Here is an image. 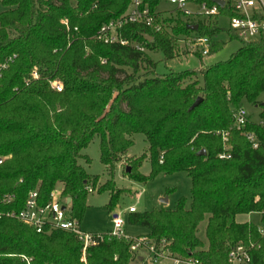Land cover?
<instances>
[{"label":"trees","instance_id":"obj_1","mask_svg":"<svg viewBox=\"0 0 264 264\" xmlns=\"http://www.w3.org/2000/svg\"><path fill=\"white\" fill-rule=\"evenodd\" d=\"M130 2L0 0V68L6 65L0 69V201L13 197L5 209L20 210L31 190H38L39 201L46 204L58 189L81 220L87 188L96 187L99 178L91 177L79 159L98 136L100 161L111 177L118 164L128 161V176L136 182L180 172L190 178L189 207L181 198L170 210L130 213L129 225L148 229L146 236L154 241L170 243L173 256L200 264H227L233 245L253 241L260 245L253 264H264L259 226L236 221L238 215L257 213L264 224V125L252 121L247 127L258 134V149L232 126V113L245 103L261 108L258 117L264 120V35L242 41L227 61L160 75L147 52L174 58L181 36L211 38L221 28L198 22L195 31L181 15H169L163 22L171 28L164 33L135 24L122 30L146 52L97 41L103 24L124 14ZM145 2L155 11L162 0ZM222 46L212 41L210 55ZM54 83L61 89L55 90ZM216 131L230 133V159L218 157L223 149ZM137 133L145 136L148 152L128 157ZM145 159L151 166L147 176L139 172ZM106 190H111L112 211L122 190L112 179L98 191ZM104 235L87 250V264L135 260L130 244ZM21 256L32 264H84L74 234H40L17 220L1 219L0 264H26Z\"/></svg>","mask_w":264,"mask_h":264},{"label":"built area","instance_id":"obj_2","mask_svg":"<svg viewBox=\"0 0 264 264\" xmlns=\"http://www.w3.org/2000/svg\"><path fill=\"white\" fill-rule=\"evenodd\" d=\"M164 1V0H162ZM174 9L171 11L159 12L156 8L151 11L149 4L145 0H131L128 8L117 19L111 20L100 28L96 35V40L105 44H121L135 47L140 52H146V48L142 43L137 41H129L122 36V30L128 25H139L154 32L164 33L168 30L164 18L175 14L188 21L191 26L198 22L207 25H218L217 18L225 17L228 19L230 31L234 33L236 38L245 42L257 41L261 35H264V0H166ZM173 11V13H171ZM67 25V22H64ZM199 27V26H198ZM213 37L206 35H189L181 36L177 42L178 45L188 47L189 55L198 53L202 58L210 55L211 42ZM105 62V61H104ZM103 62V63H104ZM6 68L2 65L0 69ZM35 76V75H34ZM53 88L60 90L59 83H54ZM232 126L247 140L250 147L258 149L260 146L259 136L253 130H249L248 125L254 121L258 125H264V120L259 118L254 120L246 106H242L232 113ZM222 140L223 151L218 155L220 159H230L232 155L230 133L227 131H216ZM3 160L0 159V163ZM93 187H88L87 192L92 193ZM13 197L7 196L0 201V220L3 218L13 219L22 224L33 228L35 232L44 234L47 232L60 230L68 231L76 236L82 245L81 260L87 264L86 252L90 247L96 246L104 240V234L88 233L80 228V220L71 214V204L68 203L66 197L62 196L60 190L55 189L49 195V201L42 204L39 201L38 190H31L26 198L25 205L20 210H8L6 206H10ZM136 212L135 208L128 209V213ZM126 220L121 214L114 215L112 219V230L108 236L125 240L130 244V252L136 258H143L140 251L144 250L148 254L150 264H159L163 260H172L174 264H200L197 260L190 258L182 259L173 256L168 246L170 243L165 240L154 241L148 237L130 238L126 234L124 225ZM258 233L264 238V226L258 227ZM260 245L253 241H240L233 245L228 252L227 264H253V252L259 249ZM26 264H32L30 259L21 256Z\"/></svg>","mask_w":264,"mask_h":264},{"label":"rangeland","instance_id":"obj_3","mask_svg":"<svg viewBox=\"0 0 264 264\" xmlns=\"http://www.w3.org/2000/svg\"><path fill=\"white\" fill-rule=\"evenodd\" d=\"M174 7L164 0L160 3L157 10L159 12L171 11ZM1 10V7H0ZM173 13V11L171 12ZM176 17L175 14H171ZM217 23L221 31L216 35H213V41L217 44H222V48L211 55L204 56L203 58L197 55H189L188 47L183 44L178 45V52L174 58H164L161 52H147L149 56L156 63L155 72L160 75H166L170 72L179 73L184 70L197 69L199 67L210 66L215 63L227 61L232 53L237 51L242 46V41L230 36V25L228 19L221 16L217 18ZM166 24V23H165ZM167 27L171 28V25ZM261 101H264V94L260 96ZM246 108L250 112L251 117L257 118V114L260 112L259 107H255L248 103H245ZM133 146L129 149L128 157L137 158L146 154L148 151V143L140 133L133 135ZM100 137L94 136L91 144L81 151L83 157L79 159V164L85 168L86 172L92 176H98V184L94 187L92 193L87 195L86 211L84 216L80 220V228L88 233L96 234H108L112 230V219L114 215L121 214L128 220V209L133 207L136 213L149 212L154 209L164 208L170 210L175 208L177 202L181 198H186V207H189L191 203V181L186 172L174 173V174H159L149 183L136 182L129 178L127 173L128 161H124L118 164L116 172L113 177L110 176L108 169L100 161L101 152H99ZM88 160V161H87ZM139 172L142 175H149L151 172V166L148 159L142 162ZM113 180L115 189L122 190V193L118 197V202L115 208L110 211L108 203L110 201L111 190L99 192L100 186L107 184L109 180ZM62 185H59L61 189ZM167 199V202L164 200ZM71 204V203H70ZM237 222L241 223H254L263 227L260 217L257 213H251L247 215H238L236 217ZM205 223L201 224L200 237L203 238L205 231ZM126 234L134 239L141 237H147L146 235H140L137 237L131 236L140 232V230L130 227L127 224L124 225ZM142 254L145 262H139L136 258L130 264H150L148 254L142 250L139 255ZM28 259L29 257L26 256ZM82 258V257H81ZM82 261V260H81ZM87 261V259H86ZM84 263V261H82ZM88 262V261H87ZM85 264V263H84ZM159 264H174L171 260L160 261Z\"/></svg>","mask_w":264,"mask_h":264},{"label":"crops","instance_id":"obj_4","mask_svg":"<svg viewBox=\"0 0 264 264\" xmlns=\"http://www.w3.org/2000/svg\"><path fill=\"white\" fill-rule=\"evenodd\" d=\"M260 111H261V108H260ZM250 113V112H249ZM259 114H260V112H259ZM259 114H257V118H253L254 120H258L259 119ZM129 155V154H128ZM130 156V155H129ZM127 213H128V211H127ZM128 214H130V213H128ZM240 216V215H239ZM122 217H123V215H122ZM238 217V216H237ZM125 220H126V223L125 224H127V218L126 217H123ZM238 223H241V222H238ZM129 225V224H128ZM130 227H133V228H135V229H138V230H140V232H138V233H136V234H132L131 236H133V237H137V236H140V235H147L148 233H149V231H148V229H146V228H143V227H135V226H131V225H129Z\"/></svg>","mask_w":264,"mask_h":264},{"label":"water","instance_id":"obj_5","mask_svg":"<svg viewBox=\"0 0 264 264\" xmlns=\"http://www.w3.org/2000/svg\"><path fill=\"white\" fill-rule=\"evenodd\" d=\"M217 2H218L220 5H223V2L220 1V0H217ZM191 29L196 31V30L198 29V26L195 24L194 26L191 27ZM149 38H150V37H148V39H149ZM199 102H200V99H198V100L195 102L194 106H198ZM201 154H202V155H205V154H206L205 150H202V151H201ZM129 169H130V168H127V171H129ZM67 200H68V203H71L70 198H67ZM164 202H167V199H165Z\"/></svg>","mask_w":264,"mask_h":264}]
</instances>
